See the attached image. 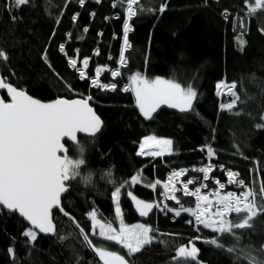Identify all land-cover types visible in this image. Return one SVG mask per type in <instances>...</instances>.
Returning <instances> with one entry per match:
<instances>
[{
  "label": "trees",
  "instance_id": "trees-1",
  "mask_svg": "<svg viewBox=\"0 0 264 264\" xmlns=\"http://www.w3.org/2000/svg\"><path fill=\"white\" fill-rule=\"evenodd\" d=\"M113 2L85 0L81 6L78 0H30L28 5L10 10L6 0H0V50L8 56L7 61L0 60V72L8 82L43 102L93 97L89 103L101 117L103 126L94 137L79 138L85 163L80 177L71 182L62 200L64 209L89 235L93 245L124 255L129 264H178L173 259L177 248L188 245L193 236L184 225L192 217L190 214L182 213L173 223L157 209L147 223L156 230L155 242L129 256L120 245L92 235L87 213L96 210L98 219L110 221L118 228L110 198L113 181H130L139 169L144 170L147 180H160L161 184L153 190L145 187L142 180L133 187L126 186L127 190L146 202L160 201L167 169L161 161L152 162L136 155L139 143L149 135L173 141L174 155L167 157L165 163L176 168L201 165L204 158L199 149L212 144L216 149L214 161L239 172L240 178L256 190L260 204L264 128L256 125L262 123L264 115V31H261L264 11L248 17L250 26L244 32L246 44L241 51L236 44L240 32H234L231 26L233 18L225 19L222 13L241 12L245 0H141L144 11L130 22L134 31L129 33L132 47L125 53L128 66L121 78L113 79L107 73L101 80L120 86L129 82V75L139 71L148 78H174L182 86L192 84L198 91L194 111L181 112L165 105L149 120L139 112L132 92L92 89L89 81L80 80L66 62V58H74L81 66L83 58L91 57L87 69L90 77L97 66L112 69L118 66L126 17L122 8L112 7ZM161 3H167L163 13L158 11ZM77 13L78 18L73 21ZM116 14L120 19L114 18ZM61 44L66 48V56L60 52ZM97 48L99 55L94 54ZM220 81L237 85L235 91L241 99L232 113L219 109L216 84ZM3 97L6 99L4 94ZM236 111L240 114L236 115ZM66 146L70 158H81L71 144ZM178 198L186 207L193 206L191 198ZM171 204L173 208L178 206L175 201ZM121 208L125 223H141L123 194ZM170 215L175 216L172 212ZM54 222L56 235L38 234L34 244H30L29 238L22 235L27 224L15 214L0 212V264H102L97 254L88 249L76 226L58 212L54 213ZM202 231L211 237L218 235L203 226ZM236 231L242 236L239 241L221 237L226 247L250 244L259 249L264 243V214L254 218L251 229ZM195 245L200 251L198 262L192 264H240L234 259L235 254L210 245ZM10 248L14 249L15 257Z\"/></svg>",
  "mask_w": 264,
  "mask_h": 264
},
{
  "label": "snow or ice",
  "instance_id": "snow-or-ice-1",
  "mask_svg": "<svg viewBox=\"0 0 264 264\" xmlns=\"http://www.w3.org/2000/svg\"><path fill=\"white\" fill-rule=\"evenodd\" d=\"M78 2L82 6L85 0H78ZM96 2L99 3L100 0ZM29 3L30 0H10V3L6 0V7L10 10L19 9ZM112 7L122 8L126 17L122 24L123 45L118 56V66L115 69L97 66L94 69V76L90 77L86 70L89 68L91 57L83 58L80 67L77 66V59L69 58L68 63L78 73L80 80H89L91 87L114 92L117 89L115 82L101 83L99 78L104 72H108L111 78L120 77L121 69L128 66L125 53L132 47L129 42V33L134 31L130 22L144 9L141 7V0H114ZM166 8L167 3H161L158 11L163 13ZM245 9L246 17L255 16L258 12L264 11V0H245L242 11ZM222 14L225 19L230 15L228 10H224ZM78 15V13L73 15V21L78 18ZM114 18L120 19V15L116 14ZM12 19L15 20L16 17L13 16ZM244 19L245 17H240L238 25L240 33L236 36V44L241 51L246 44L243 39L246 31ZM83 31L86 33L88 28L85 27ZM233 31H236V26ZM53 35H55L54 32ZM68 35L71 36V33ZM59 49L64 52L65 46L61 44ZM94 54H100L98 48ZM76 55H79L78 49ZM108 58L112 59L111 56ZM44 59H47L46 51ZM0 60H8L3 50H0ZM128 80L129 84L123 88V91L134 93L136 105L145 119L151 120L161 105L179 109L181 112L194 111L193 104L198 97V91L192 84L182 86L174 78L159 76L148 78L139 71L129 75ZM66 87L72 90L70 85ZM236 87L235 82L220 81L216 84L217 96L232 97L230 101L219 105L220 110L232 113L237 108L241 98L235 91ZM0 90H6L10 98L6 101L3 96H0V212L17 213L27 221L28 227L22 231V235L29 238L30 244H34L38 234L57 233L53 220L54 209L75 221V218L71 217V214L62 206L61 197L69 191L71 182L80 177L81 166L85 163L82 158L84 148L78 140V134L94 137L100 132L103 121L89 103L93 99L91 95L79 99L57 98L45 103L8 82L3 75H0ZM235 114L239 115L240 112L236 111ZM261 121L262 123L256 125L257 128H264V115L261 116ZM66 144H71L81 154V158H70ZM138 147L139 150L136 153L138 156L160 157L173 154V141L158 138L156 135L145 136ZM200 150H206L209 163L196 167L192 171L203 174L202 180L207 181L210 179V173L217 167L210 163L216 153L211 145H206ZM237 151H239L238 145ZM219 169L225 172L227 184L216 179L215 184L218 190L207 194L201 191L202 188H208V184L205 183H201L200 187L194 190L189 189V186L196 183L199 178L188 179L186 182L179 180L189 172L188 168L173 170L167 177V182L163 183V195L165 199L175 201L179 208L168 207L166 204L161 207V203L156 201L146 202L127 190L126 186L133 187L140 184L142 180L145 181V187L153 190L161 184L160 180L154 182L147 180L143 175V169H139L130 181L127 179L113 181L110 198L114 203L115 218L119 221V227H115L112 222L105 219H98L97 211L92 210L87 213L91 220L92 235H98L103 240L120 245L127 250L129 256L155 242L153 233L156 230L151 225L125 223L121 208L123 194L134 202L141 217H147L154 208L162 212H172L176 217H180L182 213H188L194 217L195 225H202L204 229L218 234L203 242L225 250L229 254H235L234 259L240 264H264V243L259 249H254L250 244L239 248L226 247L221 241V237L241 240L242 236L236 230L251 229L254 218L264 214V180L259 183L261 200L258 205L256 190L239 178V172L226 169L224 165H219ZM177 183H182V187L178 188ZM227 185H235L242 190L239 194L235 191L225 192ZM181 191L185 196L195 198L194 207H185L181 203L176 195ZM188 223L191 224L193 221L190 220ZM77 227H79L78 224ZM80 234L93 248L102 264H129L124 255L93 245L83 228H80ZM201 239L202 237L197 236L190 240L188 245L179 246L173 259L178 264L198 262L200 250L196 247L195 240ZM9 252L15 257L14 249L10 248Z\"/></svg>",
  "mask_w": 264,
  "mask_h": 264
},
{
  "label": "built area",
  "instance_id": "built-area-1",
  "mask_svg": "<svg viewBox=\"0 0 264 264\" xmlns=\"http://www.w3.org/2000/svg\"><path fill=\"white\" fill-rule=\"evenodd\" d=\"M229 16H232V18H233V21H232V30H233V28H234V26H236V33L238 32H240V29H239V27H238V25H239V23H240V17H245V19H244V23H245V25H246V31H248L249 30V26H250V20H249V18L248 17H246L245 16V11H241V12H235V13H232V14H230ZM61 52V51H60ZM66 53V48H65V51L64 52H61V54L62 55H64V56H66L67 55V53ZM68 60H69V58H66V62H67V64H68V66L70 67V65H69V63H68ZM78 67H80V64H79V62H78V65H77ZM127 68V67H126ZM70 69L72 70V71H75L74 69H72L71 67H70ZM123 69H125V68H122L121 69V72L123 71ZM87 71V70H86ZM76 72V71H75ZM108 72H104V73H102L101 74V76H100V81H101V83H105V82H103L102 80H101V77H103L105 74H107ZM76 74L78 75V73L76 72ZM88 74V73H87ZM119 78H121V76L120 77H116V78H113V79H119ZM83 81H89L88 79H85V80H83ZM129 84V82H122L121 83V85L120 86H118L117 85V89H116V91H119L120 93H122V94H129L131 91H129V92H124L123 91V88L124 87H126L127 85ZM89 85H90V82H89ZM91 87V86H90ZM92 89H95V90H100V91H103V92H111V93H114V92H116V91H108V90H101V89H98V88H93V87H91ZM218 98H219V100H220V104L221 103H226V102H228V101H230L231 99H232V97H230V96H228V95H224V96H218ZM220 109V108H219ZM141 143V142H140ZM213 148H214V146L212 145V144H210ZM139 146V145H138ZM138 150H139V147H138ZM214 150H215V152H216V149L214 148ZM199 152H201L202 154H203V158H204V162L201 164V165H199V166H190V167H181V168H176V167H171L170 169H167L166 168V166L163 164V162H165V159L167 158V157H170V156H173L174 154H171V155H168V154H166V155H164V156H160V157H148V156H139L140 158H147V159H150L152 162L153 161H161V163L165 166V168L167 169V172H166V176H165V182H167V177L171 174V172L173 171V170H179V169H182V168H188L189 169V172L185 175V176H182V177H180L179 178V180L181 181V182H186L188 179H192V178H199L198 180H197V182L196 183H194L193 185H190L189 186V189L190 190H194L196 187H200V184L201 183H205V184H208V188H202L201 189V191H202V193L203 194H207V193H209V192H212V191H215V190H218V186L215 184V180L216 179H219L221 182H224V183H226L227 184V176H226V174H225V172H223V171H221L220 169H219V165H222V164H219V163H217V162H215L214 161V157H213V159L210 161V163H212V164H214V165H216L217 167H216V169L212 172V173H210V179L209 180H207V181H204V180H202V175L203 174H201V173H197V172H194V171H192V169H194V168H196V167H201V166H205L206 164H208L209 163V161H208V159H207V153H206V150L205 151H201L200 149H199ZM226 168V167H225ZM226 169H231V168H226ZM231 170H233V169H231ZM234 171V170H233ZM240 178V177H239ZM177 187L178 188H180V187H182V183H177ZM242 189H240V188H238V187H236L235 185H227V187H226V189L224 190L225 192H227V191H235V192H237L238 194H239V192L241 191ZM164 192V191H163ZM163 192L160 194V203H161V207H163L165 204L166 205H168V207H172L173 208V206H172V204H171V200H167V199H165L164 198V195H163ZM176 195H177V197L178 196H182V197H184V198H191L192 200H193V202H192V207H194V204H195V198L194 197H191V196H185L184 194H183V192L181 191V192H177L176 193ZM184 205V204H183ZM185 207H186V205H184ZM177 208H179V205L177 206ZM171 214V212H167V211H164V212H162L161 211V215H162V217L163 218H170V220H171V222H176L177 221V217H175V216H171L170 215ZM193 221V223H188V221ZM119 222V221H118ZM184 225L186 226V227H188V228H190L193 232H195V233H198V234H202V235H198V236H203L202 237V239L200 240V242H201V244H205V245H210V246H213V245H211V244H209V243H205V242H203L204 240H206V239H208V238H210L211 236H208V235H206L203 231H202V225H195L194 224V217H191L190 219H188V220H186L185 222H184ZM197 228H199V231H197Z\"/></svg>",
  "mask_w": 264,
  "mask_h": 264
},
{
  "label": "water",
  "instance_id": "water-1",
  "mask_svg": "<svg viewBox=\"0 0 264 264\" xmlns=\"http://www.w3.org/2000/svg\"><path fill=\"white\" fill-rule=\"evenodd\" d=\"M0 75H2L1 74V72H0ZM3 94L6 96V101L7 100H9L10 98L7 96V94H6V90H0V96H3ZM34 98V97H33ZM36 99V98H35ZM77 99H79V98H77ZM43 102V101H42ZM51 102V101H50ZM45 103H48V102H45ZM91 105V104H90ZM92 106V105H91ZM93 107V106H92ZM95 110V109H94ZM96 112V111H95ZM80 137H89V136H86V135H84V134H78V140H79V138ZM67 147V146H66ZM68 148V147H67ZM69 149V148H68ZM70 151V150H69ZM69 151H68V155H69ZM69 190H70V188H69ZM69 192V191H68ZM68 192H66V193H64V194H62V197H61V203H62V200H63V198L67 195V193ZM138 198V197H137ZM138 199H140V198H138ZM127 200L129 201V203L131 204V206H132V209H133V211H134V213H135V215H136V217L138 218V220L141 222V223H145V224H147L148 222H149V220H150V218L152 217V215L156 212V209L154 208L153 209V211L147 216V217H141L140 215H139V213H138V211L136 210V208H135V204H134V202L133 201H131V199L129 198V197H127ZM62 206H63V204H62ZM7 212V211H6ZM55 212H58L63 218H65L70 224H72V225H74V226H76V228L78 229V231L80 232V228L79 227H77V225H76V223H75V221H73L72 219H70L69 217H66V216H64L61 212H59V211H57V210H53V220H54V213ZM8 213H10V212H8ZM10 214H15V215H17L19 218H21L17 213H10ZM22 220H23V218H21ZM26 224H27V226H28V222L27 221H25V220H23ZM55 223V222H54ZM39 235H41V236H54V235H56V233L55 234H39ZM83 237V236H82ZM84 239V238H83ZM85 241V240H84ZM85 244H86V246L88 247V249L93 253V254H96L94 251H93V248L91 247V246H89V244H88V242L87 241H85ZM102 262V261H101Z\"/></svg>",
  "mask_w": 264,
  "mask_h": 264
},
{
  "label": "bare ground",
  "instance_id": "bare-ground-1",
  "mask_svg": "<svg viewBox=\"0 0 264 264\" xmlns=\"http://www.w3.org/2000/svg\"><path fill=\"white\" fill-rule=\"evenodd\" d=\"M163 164L166 166L167 169H170V168H171L170 166H167V164H166L165 162H163ZM191 231H192V230H191ZM192 233H193V236H192L191 240H193V239H194L195 237H197L198 235H202V234L195 233V232H193V231H192ZM201 237H203V236H201ZM195 243H201V242H200V240H195Z\"/></svg>",
  "mask_w": 264,
  "mask_h": 264
},
{
  "label": "rangeland",
  "instance_id": "rangeland-1",
  "mask_svg": "<svg viewBox=\"0 0 264 264\" xmlns=\"http://www.w3.org/2000/svg\"><path fill=\"white\" fill-rule=\"evenodd\" d=\"M132 94L134 95V93H132ZM134 97H135V95H134ZM162 106H165V105H161V107H162ZM178 110H179V109H178ZM138 157H139V156H138Z\"/></svg>",
  "mask_w": 264,
  "mask_h": 264
}]
</instances>
